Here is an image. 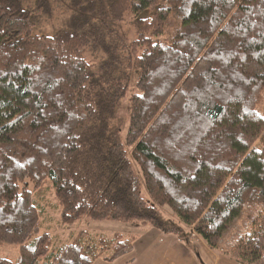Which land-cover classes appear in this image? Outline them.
<instances>
[{
    "label": "trees",
    "instance_id": "16d2710c",
    "mask_svg": "<svg viewBox=\"0 0 264 264\" xmlns=\"http://www.w3.org/2000/svg\"><path fill=\"white\" fill-rule=\"evenodd\" d=\"M85 217L264 264V0H0V264L133 253Z\"/></svg>",
    "mask_w": 264,
    "mask_h": 264
},
{
    "label": "crops",
    "instance_id": "0c3cea01",
    "mask_svg": "<svg viewBox=\"0 0 264 264\" xmlns=\"http://www.w3.org/2000/svg\"><path fill=\"white\" fill-rule=\"evenodd\" d=\"M147 230L151 234L140 236L135 243L133 253L126 259L111 262L105 258H98L93 264L98 261H103L99 264H123L132 256L134 259L127 264H241L215 253L197 235L192 238L193 248H189L176 235Z\"/></svg>",
    "mask_w": 264,
    "mask_h": 264
},
{
    "label": "rangeland",
    "instance_id": "374dc122",
    "mask_svg": "<svg viewBox=\"0 0 264 264\" xmlns=\"http://www.w3.org/2000/svg\"><path fill=\"white\" fill-rule=\"evenodd\" d=\"M62 8L63 7L61 4H57L55 6L53 16L49 20L50 25L58 26L63 20ZM44 30H46L47 33L51 32V28H45ZM126 117L127 116H124V122H126L127 120ZM143 195L147 197V192L145 189L143 191ZM148 227L141 223L122 222L117 220L92 219L85 217L81 221L73 223L71 226H69V228L63 232V234L68 235L71 232L73 233V237L75 238V236H77V234L81 230H89L91 231V235L97 232L106 234L121 233L124 235L138 234V236H148L151 234L147 230ZM17 251L18 249L16 247L14 248V246L6 247L5 249L0 250V258L8 257L14 260V255L17 253ZM99 263H103V261H98L94 264Z\"/></svg>",
    "mask_w": 264,
    "mask_h": 264
}]
</instances>
